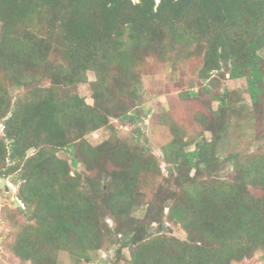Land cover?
Wrapping results in <instances>:
<instances>
[{"label":"trees","instance_id":"16d2710c","mask_svg":"<svg viewBox=\"0 0 264 264\" xmlns=\"http://www.w3.org/2000/svg\"><path fill=\"white\" fill-rule=\"evenodd\" d=\"M262 51L264 0H0V177L23 203L1 207L3 244L30 264L100 250L114 252L107 264H264V131L254 149L230 135L243 107L263 109ZM147 55L172 67L200 56L198 84L179 95H209L192 133L159 119L162 156L140 137ZM225 79H244L250 104L235 106ZM103 127L108 138L86 139Z\"/></svg>","mask_w":264,"mask_h":264},{"label":"rangeland","instance_id":"374dc122","mask_svg":"<svg viewBox=\"0 0 264 264\" xmlns=\"http://www.w3.org/2000/svg\"><path fill=\"white\" fill-rule=\"evenodd\" d=\"M136 1V0H133ZM264 56V51L261 52ZM177 67H172L170 61L162 62L155 57L145 56L142 65L139 68L140 73V85L139 96L140 103L139 108L143 111L144 124H140L141 127V141L158 156H162V146L166 144L170 138L171 133L168 127L159 122V119L175 118L178 121H182L187 125L189 133H192L197 127L192 126V113L198 107H205L206 102L209 101V95L200 91L199 96L182 98L179 95V91L187 88V80L192 79V82H197V71L201 65V57L193 55V57L179 62ZM228 75V74H227ZM226 75V76H227ZM88 78L91 80L94 78L92 73H88ZM228 88V90L234 93L235 106L240 108L242 102L250 104L248 100V94L246 90V84L244 79L239 80H221V83ZM22 89L21 86L10 87L11 94ZM79 94L84 96L88 102H91L90 90L87 83H81L77 88ZM194 90H200L198 85L194 87ZM211 109L217 108V102H210ZM243 118L241 121H235L232 119L234 125L232 126L230 135L232 136L233 143L232 148L238 149H254L258 146L255 134L264 131V105L260 114L253 115L249 106L243 107ZM115 123V121H114ZM118 129L120 137L130 138L132 136V130L135 128L132 125L122 126L120 124L115 126ZM200 128V127H199ZM1 131V124H0ZM110 132L108 128L103 127L96 131L89 133L86 139L92 144L101 142L108 138ZM205 137L209 138L210 133L205 131ZM193 145H190L192 148ZM61 157L69 158V153L59 151ZM161 158V157H160ZM17 186L9 178L0 177V199L8 204H12L11 197L15 195ZM141 211L137 214H140ZM179 235H184L183 230L177 228L175 231ZM124 252H127L126 249ZM112 250L105 251L100 250L91 253V259L81 260L78 264H107L106 260H110L114 257ZM248 264H257L258 255L254 258L246 260ZM59 264H73L69 255L65 251L58 253ZM0 264H30L29 262H22L18 257L14 256L6 244L3 241L0 242Z\"/></svg>","mask_w":264,"mask_h":264},{"label":"built area","instance_id":"2783aa9c","mask_svg":"<svg viewBox=\"0 0 264 264\" xmlns=\"http://www.w3.org/2000/svg\"><path fill=\"white\" fill-rule=\"evenodd\" d=\"M11 201L14 202V204L15 202H17L18 203L17 205L23 206V203L20 202V200L15 195L11 197ZM3 205H4V201L0 199V210ZM8 231L9 229L6 226V222L3 219L2 215L0 214V242L3 241Z\"/></svg>","mask_w":264,"mask_h":264},{"label":"water","instance_id":"95a60500","mask_svg":"<svg viewBox=\"0 0 264 264\" xmlns=\"http://www.w3.org/2000/svg\"><path fill=\"white\" fill-rule=\"evenodd\" d=\"M18 203L17 202H15V205H17Z\"/></svg>","mask_w":264,"mask_h":264}]
</instances>
